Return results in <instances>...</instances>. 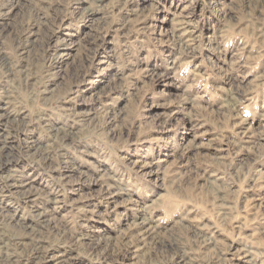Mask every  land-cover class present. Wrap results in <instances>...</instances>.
Listing matches in <instances>:
<instances>
[{
	"label": "rangeland",
	"instance_id": "374dc122",
	"mask_svg": "<svg viewBox=\"0 0 264 264\" xmlns=\"http://www.w3.org/2000/svg\"><path fill=\"white\" fill-rule=\"evenodd\" d=\"M0 258L264 264V0H0Z\"/></svg>",
	"mask_w": 264,
	"mask_h": 264
},
{
	"label": "bare ground",
	"instance_id": "6f19581e",
	"mask_svg": "<svg viewBox=\"0 0 264 264\" xmlns=\"http://www.w3.org/2000/svg\"><path fill=\"white\" fill-rule=\"evenodd\" d=\"M99 2H100V1H99ZM183 44H184V43H183ZM3 116H4V115H3ZM57 131H58V130H57ZM4 140L6 141V138H5ZM10 161H11V160H10ZM147 166H148V165H147ZM152 174H153V173H152ZM112 196H113V195H110L108 198L111 199ZM219 252H220V251H219ZM14 263H16V262L9 263V262L6 261V259H1V258H0V264H14Z\"/></svg>",
	"mask_w": 264,
	"mask_h": 264
}]
</instances>
